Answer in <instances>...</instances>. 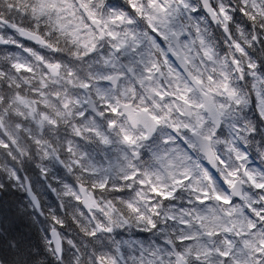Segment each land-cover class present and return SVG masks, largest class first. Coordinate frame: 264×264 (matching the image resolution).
<instances>
[{"label":"clouds","instance_id":"9594fccd","mask_svg":"<svg viewBox=\"0 0 264 264\" xmlns=\"http://www.w3.org/2000/svg\"><path fill=\"white\" fill-rule=\"evenodd\" d=\"M0 264H264V0H0Z\"/></svg>","mask_w":264,"mask_h":264}]
</instances>
